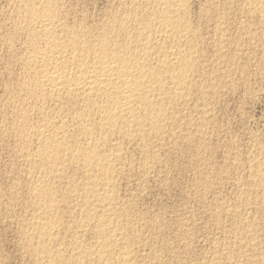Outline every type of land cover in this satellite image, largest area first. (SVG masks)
<instances>
[{"label": "bare ground", "instance_id": "obj_1", "mask_svg": "<svg viewBox=\"0 0 264 264\" xmlns=\"http://www.w3.org/2000/svg\"><path fill=\"white\" fill-rule=\"evenodd\" d=\"M12 1H13V5H12L13 8L10 12V16H9L10 18L8 19H10L11 24L9 25L10 26L12 25L11 27H13V29L8 25L9 23V20H8L7 25L10 27V30L12 29V32L10 33L9 31L10 33L9 34L7 31V34L9 35L7 38L5 37L6 39L3 42L4 43L3 45H5V48H7L6 52L8 54L7 55L8 58H6L5 61L7 63V66H10L9 59H11L12 61L13 59L18 60V62L20 63V65L18 63V68L20 66L21 71L20 73L18 72L19 74L14 73L15 75L9 71L8 75H10V77L13 75L11 80L10 81L8 80L9 83H6L7 81H5L3 87L0 86L2 89L4 88L5 93L3 91L2 93H4V95L6 94V98L3 99L2 97H0V146H5L4 144H6L7 142L9 143V141L6 142L5 139L6 137L8 139V137L11 136L14 142L12 143L11 141L12 145L8 144L7 147H9V150L13 153L11 154L12 155L15 154V156L18 158L17 161L19 162L23 161V164H24V166L19 170V172L23 173L24 175H27V179L28 177L32 179L35 178L34 183L32 182L33 186L30 185V187L31 186L32 187L28 188L30 189L29 190L30 199L26 201L25 200L26 197H25L24 200L26 201V203L25 201H23V203H25L24 205H26L24 207L25 208L27 207L32 212H29L31 213L30 214L31 217L28 218L29 220L28 219L27 221L25 220L26 221L24 222L25 225L24 227L22 226V230H23L22 231V241L19 240L20 241L19 246H20V243L23 244V246H20V248L24 250L23 252H26L27 256L25 255V257H27L28 260L30 257L32 264H134L135 259H138L137 258L138 255L136 256V258L134 256L137 253L133 256L134 253H133L132 248H133V245L137 243L136 242L137 237L135 239L133 236H137L136 234H138V237H139L140 233H138V230H135L136 227H133V225H135L134 224L135 221L139 220L141 217H144V216H141L140 218L136 217L137 220H135L136 219L135 218L133 219L134 221L130 219L131 222L133 223L129 222L128 219L132 217V214L129 211L130 202L128 203L129 206L121 203L122 201L124 202L126 198L120 195L119 197L125 198V200L124 199L122 200L121 198L118 197L116 193L117 191L116 189L120 188L119 186L116 188V182L119 181V179L117 181L116 178H120L119 176L121 175H119V173L122 174L121 173L122 171L128 173L130 170L128 171L127 168L128 166L129 168L131 167L129 164L130 162L133 161L132 159L129 162V160L127 159L126 153L124 151L125 150L124 147L125 145H128V147L129 145H134L140 148L139 150H142L141 153H143L142 155L144 157V160L142 159L143 158L142 155L138 157H142L141 160H143L142 162V168L144 167L143 169L149 168L148 166L151 164L153 165V163L155 162H156L155 164H157V162L161 160L160 156L162 155V153L160 155L159 150L162 146L165 148L166 146L164 145L165 144L169 145V142L171 144L173 143V146L174 145L177 146L178 144L177 142H176L177 144H174L176 139L180 137V135L177 136L178 134H176V129L178 128L177 125L179 122H181V121L178 122L180 116H178L179 112L177 111V107L179 105H182V106L187 105L188 107L189 102L187 103V101H189L188 99H190V97L200 96L207 89L210 90V92H212L213 94V90H214V89L212 90L210 89L212 88L210 87L211 85L208 87V85L211 83L206 82L208 85L205 83L207 85L205 86L203 82L205 81L204 79L206 78L207 73H205V70L203 69V66L201 64L203 62H200V58L203 57L202 55L204 54L203 53L204 50H202V48H204L205 45L202 44L203 45L202 48L199 46L200 42H202L200 41L198 43V40L200 38V37L198 38L199 33H200L199 30H202V29L197 28L196 27L197 25L194 26L192 24L193 22L191 23V21L189 20V18H192V14H193V13L192 14L190 13L191 11H189L191 17H188L190 16L188 14V7L191 6L192 4L189 5L188 3L190 1L188 2V0H122L120 9L117 13L111 14L107 17L105 16L106 18H104V20L102 21L100 20V22L96 21V22L91 23L88 21L89 17L87 18V15H85V13L87 12H85L84 14L83 12H81V16L80 15H79L80 17L78 16V12L76 11L77 9H75L78 7L77 6L78 2L76 5L73 0H12ZM111 1L113 2V0ZM117 1L119 2V0ZM222 1L223 0H221L220 2ZM225 2L226 1H224L223 3ZM80 3H79V6H80ZM239 3L241 4L242 11L246 14V16L245 15L244 16L246 18L248 16V18L255 19L258 24L256 25L257 27H259V31L257 30L258 32H256V30L253 29V31H255V33L252 32L253 34L249 33V31L247 30L248 34L252 35L251 37H253L254 35L256 39L257 37L261 38L263 40V47H264V0H239ZM73 4H75L77 7H75ZM204 4L206 3L204 2ZM220 4L222 6V3ZM226 5L227 4L224 5L225 6L224 9H226V7L229 6V5L227 6ZM210 6L207 5L208 8ZM230 6L233 7L234 5L230 4ZM235 7L236 5L234 6V8ZM237 7H240L239 4L237 5ZM78 8L81 9L82 5L81 7H78ZM204 8L205 7L203 6V9ZM236 8L235 10L239 9V8L238 9ZM9 9H11V7ZM110 9H107V10H110ZM215 9H214V14H212L213 15L212 18L217 17L216 18L217 20H215V22L219 20L218 24L220 25V27L219 26L218 28L216 27L217 31L216 30L215 31L218 33L217 36H219V38L221 37L224 38V36H226L224 34L228 31L227 27L229 26L232 20L230 19L231 21L229 22V18L227 17H230V15L226 17L227 13L225 14L219 8L222 11L221 12L222 15L225 14L224 17L223 16L220 17L218 15L220 14V11L218 10L219 13L217 14L216 13L217 10L215 11ZM82 10L85 11L86 8ZM238 11H235V12L238 14ZM102 12L103 14H105L104 11ZM239 12H241V10ZM200 14H202L203 16V13H200ZM241 14L243 13L241 12ZM91 16H92V12H91ZM205 16L206 15H204L203 17ZM7 17H6V20H7ZM197 17H198V14H197ZM199 18H200V15H199ZM91 19L93 21V18ZM214 19L215 18H213L212 21ZM202 21L206 22V20H202ZM239 21L241 22L242 20H239ZM215 22L214 23L212 22V23L216 25ZM204 24L205 23L202 22V26ZM240 25L243 26V23H240ZM211 26H208V27L210 28ZM236 27H238L237 28L238 30L240 29L239 26H236ZM246 28L248 27L246 26ZM246 28H242V29L244 30ZM213 29H215V27H213ZM234 29H236L235 26H234ZM242 29L241 31H243ZM211 35L213 34L211 33ZM211 35L209 37H212ZM233 36H236V35L233 34L232 37ZM240 36L241 35H239V38ZM247 36L248 35H246V38ZM206 37H203V38L205 39ZM230 37H231V33L229 36H227V38L230 39ZM246 38H245V42H246ZM1 39H2V36H1ZM212 42L210 43L212 44ZM214 42L216 43V41ZM247 42H248V39H247ZM252 42H254V40ZM232 43L231 45L233 46ZM220 44H219V47L223 45V44L221 45ZM229 45L227 44V46ZM234 45H237V44H234ZM209 46L211 47L212 45H209ZM217 46H218V43H217ZM231 47H229L228 49H230ZM212 48L214 47H211V50H213ZM222 48H224V46ZM236 48L237 47H235V49L233 48V50H236ZM217 49H220V48H217ZM256 49H258V47ZM4 51L5 50H3V52ZM214 52H212V54H214ZM218 52H220V50ZM226 52L232 53V51H229V50H226ZM206 53L207 52H205V55ZM236 53L237 52H235V54ZM217 55L219 56V54ZM213 56H215V54ZM221 58L222 56L219 59ZM221 60H217V61L220 62ZM260 60L263 61L262 56ZM232 62H235V59ZM15 63L12 65H15ZM258 63L260 65L259 60H258ZM12 65H11L12 67L11 69H14L15 66L13 68ZM222 65L224 64L222 63ZM261 65L264 66V63L262 62ZM233 67H237V66H233ZM245 68L247 69V67ZM5 69H6V66H5ZM11 69H8V70H11ZM241 69H243V66ZM8 70L6 72H8ZM16 70H20V69H16ZM210 73L211 72H209L208 74ZM217 74L215 73V75ZM1 75H4V74H1ZM211 75L209 76L211 77ZM208 78H206V80ZM212 80L214 79L212 78ZM224 80H226V78ZM230 81H232V79H230ZM217 82L218 81H216V83ZM216 86L219 87V85H216ZM203 97L208 99L207 94H206V97L205 96ZM211 97L212 96H210L209 98ZM194 98H197V97H194ZM190 101L191 103L193 102L191 99ZM207 104L208 103H206V105ZM202 105L206 107L205 104L202 103ZM4 107L6 109L7 108L9 109L11 107L12 113L10 114L3 113ZM199 107H197L198 112L203 111V110L206 111L204 107H202L203 110L201 109L199 110ZM209 107H207V109ZM183 110H184V107H183ZM188 110H184V111H188ZM190 110H191V107H190ZM188 113L190 112L188 111ZM192 114L190 115L191 117H192ZM208 114L210 115V113ZM198 115L199 114H197V116ZM182 117L184 118V115H182ZM191 117L189 119H194L196 117V114H195V117L193 118ZM204 122L205 120H202V122L198 123V126H197L198 129L196 128L198 132H200L199 130H202V128L205 127ZM206 122H208L207 125H209V121L207 120ZM190 123L191 122H189L188 124ZM188 124H186V127H190L188 126ZM193 124L195 123L193 122ZM187 131L185 132L187 133ZM205 132L206 133L203 135H207L206 130ZM193 133L195 134V132ZM187 135L186 136L184 135V136L188 140L189 137H187ZM192 136L194 135L193 134L191 135V139H193ZM201 137H202V131H201L200 138ZM205 137L206 136H204V138ZM182 138L177 139V140H179L180 142ZM205 140H203V142ZM181 144L182 143H179L178 145H181ZM188 145L189 144L187 143V146ZM195 145H197L198 147L200 143H197ZM173 146L171 148H173ZM164 148H162L163 151H164ZM0 149H3V148L0 147ZM193 149H195V147ZM261 149H260L261 153L264 155V149L263 148ZM4 150H5V147L2 150V152H4ZM139 150L137 149L136 152L138 153ZM182 150H181V154L184 153V151L182 152ZM198 150H196V152ZM194 151L195 150H193V152ZM132 152H131V156H132ZM199 152L201 153V150ZM259 152L260 151H258L257 153ZM12 155H11V158H12ZM165 155H167V153ZM9 157H10V154H9ZM162 158H165V157H162ZM199 158L200 157H198V159ZM263 158L264 157H262V159ZM14 160L16 159H13L12 161ZM252 161L254 162L253 168L255 169L254 174L252 173L254 177L253 179L256 178L255 184H257V186L259 185L260 187H262L264 186V174L263 173L261 174L262 172L261 168L264 167L263 166L264 161L262 162L261 160V163H263L262 164L263 167L261 168H260L261 165L258 159H257L258 162L255 159ZM138 162H140V159ZM232 163H233V160L231 164ZM13 166L11 167L9 165V168L10 167L13 168ZM139 167L137 169L141 171L140 170L141 167L140 168ZM124 168H126L127 171H125ZM150 168L153 169L152 166ZM73 171H75V173L78 172L81 174L82 177L80 178H83L81 179L82 181L78 179L76 180L74 178V175H76L77 173L75 174ZM145 171L147 170H144V173H146ZM0 172L2 173L1 170ZM3 172H5V170ZM71 172L74 173V175L70 174ZM142 172L143 171H141V173ZM147 173L145 174V176L147 175ZM23 174L21 175L23 176ZM77 177L78 176L76 175V178ZM123 178L126 179L125 177ZM121 179H122V176H121ZM27 185L29 186V183H27ZM17 186H20V185L18 184ZM14 188H17V187L15 186ZM255 189H257V187ZM0 190L2 192L4 189L2 190L0 188ZM4 192L6 191L4 190ZM19 192L17 191V194L15 195H19ZM261 192H263V190H261ZM14 193H15V190H14ZM257 193L255 190V194ZM131 194H134V193H131ZM247 194L249 193H246V198L248 197ZM3 196H6V195H3ZM25 196H26V193H25ZM8 197L10 198V195L6 197L7 200H10L11 198L9 199ZM16 197L21 198L19 196H16ZM260 197H263V196L260 195ZM119 199L122 201H120ZM13 200L15 203V199ZM16 200L19 201L18 199ZM127 200H130V199H127ZM261 201L259 202L261 203ZM10 202L11 200L9 201V203ZM126 202L127 201H125V203ZM132 202H131V205H132ZM0 203H2V201ZM9 203L7 202V204ZM23 203H22V206H23ZM4 206L5 205H3V207ZM20 206H21V203L18 207L20 208ZM134 209L135 207L132 210L134 211ZM15 210L16 208L14 209V211ZM27 210L24 209L23 211H27ZM261 210H258V211H261ZM137 211H140V210H137ZM3 212L4 211L2 210V213ZM11 212L13 213V211ZM15 213L17 214L16 211ZM141 213L143 214L144 212H141ZM134 214L137 215L136 213ZM4 215L5 214H3L2 216ZM122 217H123V221L121 220ZM126 217L128 219H125ZM11 218L12 217L8 218L7 220L6 218L5 219L3 218L4 219L3 221L4 222L5 220L9 221V219ZM152 219L153 218H151V220ZM4 222L2 223L0 222V223L3 224ZM18 223L21 224L20 222ZM140 223H137V224H139L140 226ZM251 223L250 224L248 223L249 225L246 226L247 224L246 222L245 224L246 229H249L248 227H253ZM255 223L254 225H256ZM153 224L155 223L153 222ZM21 225H19V228ZM241 225H243V223ZM245 226L243 227L245 228ZM256 227L254 226V228ZM127 228L130 230L131 233L129 232L127 233L128 231ZM244 228L242 229L245 230ZM141 230L142 231L140 232L142 233L144 230L143 229ZM247 231L248 230H246V233ZM19 232L21 234V231ZM85 235H88L89 237H91L93 242L90 243L91 242L90 240H88V242L90 241L89 243L84 241ZM134 239H135V242H134ZM231 262L233 263V261ZM243 263H247V262H243ZM28 264L30 263L28 262Z\"/></svg>", "mask_w": 264, "mask_h": 264}, {"label": "rangeland", "instance_id": "obj_2", "mask_svg": "<svg viewBox=\"0 0 264 264\" xmlns=\"http://www.w3.org/2000/svg\"><path fill=\"white\" fill-rule=\"evenodd\" d=\"M73 1L76 5L78 2V5H77L78 7H81V5H82V8L80 9L75 4H73L75 7H77L75 9H77L76 11L78 12V16L79 15L81 16V12H83V14L85 12H87V13H85V15H87V18L88 17L90 19L93 18V21H92V19L90 21V19L88 18V21L91 23L96 22V21L100 22V20L101 21L104 20V18H106L107 16L117 13L120 9L121 2H122V0H119V2L117 0H113V2L111 0H86V1L85 0H83V1L82 0H79V1L73 0ZM80 1H81V3H80ZM206 1L207 0H188V2H189L188 4L189 5L192 4L191 6L188 5L189 6L188 7V14L190 15V13L191 14L193 13L192 18H189V20L191 21V23L193 22L192 24L194 26L197 25L196 26L197 28L202 29V30H199L200 33H199L198 38L199 37L200 38L198 40V43L200 41H202V42H200L199 46L201 48L203 45H205V46H204V48H202V50H204V52H203L204 54L202 55L204 58L203 57L200 58V62H203L201 64L203 66V69L205 70V73L208 74L209 72H211L208 75L206 74V78L209 77L208 79L210 81L208 79L206 80V78H205L204 79L205 81H203V82H204V84L206 82L211 83L209 85L207 83L206 84L208 85V87L211 85L210 86V87H212V88H210L211 90L214 89L213 94H212V92H210V90L207 89L203 93L204 95L202 94L200 96L190 97V99L193 102L191 103L190 99H188L189 100V101H187V103L189 102L188 107H187V105H185V106L179 105L177 107V111L179 112L178 116H180L178 122L181 121L178 123V125H177L178 128L176 129V134H178L177 136L180 135V137L177 139H180L184 135L186 136L189 133L187 135V137H189L188 138L189 141L191 140L190 143L186 139V137L184 136L182 139L184 141L186 140L187 142L186 141L184 142L182 139H181L182 141L180 140V142L177 139L174 142V144L182 143L181 145L177 144V146L176 145L173 146V143L171 144L170 142H169V145L165 144L164 146H166V147L164 148L162 146L159 150L160 155L162 153V155L160 156L161 160L159 162H157V164H155L156 162L153 163L154 166L152 164L149 165L148 166L149 168H147V169L146 168L143 169L144 167L142 168V162L144 160V157L142 155L143 153H141L142 150H139L140 148H138L134 145H129V147H128V145H125V147H124V149H125L124 151L126 153V157L129 160V162L133 159V161L130 162V164H129L131 167L129 168V166H128L127 169H128V171L129 170L131 171L134 168L135 169L132 170L131 172L129 171L130 173L128 172L130 175L124 171L121 172L122 174L119 173V175L122 176V179H121V176H119L120 178H116L117 181L119 179V181H118L119 183L116 182V188L119 186L121 189L117 188L116 190L118 192L116 191V193H117L118 197L121 195L122 197L126 198V200H125V198L119 197L122 200L124 199L125 201H127L126 202L127 204H126L125 201L123 202L122 200L119 199L120 201H122L121 203L128 205V206L130 204V206H129L130 209L131 208L133 209L135 207V209H134L135 212L132 209L131 210L129 209V211L132 214V217H130L129 219L126 217L125 219H128L129 222H131V220L134 221L133 219H135L136 217L140 218L141 216H144V217H141L140 219L138 218L139 220H137V218H136L135 220H137V221H135L136 223L134 222L135 225L131 224V225H133V227H136L135 230H138V233H140L139 237H138V234H136L137 236H133L135 239L137 237V239H136L137 243H135L133 245V248H132L133 253H134L133 256L137 253L134 256L136 258V256L138 255L137 256L138 259H135L134 264L136 261L139 262V263L136 262V264H218V263L219 264L220 263L221 264H229V263L230 264H238V262H239V264H248V263L249 264L250 263L251 264L252 263L253 264H261V263L264 264V221H263L264 220V209H263L264 208V206H263L264 205V200H263L264 199V186L260 187L259 185L257 186V184H255L256 178L253 179L254 178L253 174H254L255 169L253 168L254 162L252 161L254 159L257 161V159H258L259 163L261 165L260 168L264 166V164H263L264 158L262 159V157H264V155L261 153V150H262L261 148L264 149V146H263L264 145V66L261 65L262 62L264 63L263 40L261 38H258V37L256 39V37L254 35H253V37H251L252 35L248 34L247 30L249 31V33H252V32L255 33V31H253V29L256 30V32H258L259 27H257L258 24H257L255 19L248 18V16H247V18L245 17L246 14L242 11L241 4L239 3V0H228V1L223 0L222 2H220L221 0H214V1L208 0L207 1L208 3ZM224 1H226V2L223 3ZM204 2L208 6H210V4H211V6L208 8L207 5L204 4ZM79 3H80V6H79ZM213 3L216 6L219 4L218 5L219 7L218 6L216 7ZM216 3H218V4H216ZM220 3H222V6ZM228 3H230L231 5H234V6L236 5V7L239 4L240 7H237V8L235 7V8L236 9L239 8L243 14H241V12H239L240 11L239 9H238L239 11L235 10L234 6L232 7ZM223 4L229 5V6L226 5L227 6L226 9H228V10L224 9L225 6ZM7 5H9V6H7ZM12 5H13L12 0H0V16H1L0 17V22H1L0 23V35L2 36V39L0 36V58H1L0 59V69L1 68L3 69V67L5 69V66H6L7 70L11 69L12 68L11 65L16 62L15 65H12L13 68L15 66L14 69L8 70V72H6L7 71L6 69L0 70V86L1 87H3L5 81H7L6 83H9V81L11 80L13 75L10 77V75H8L9 71L12 74H14V73L17 74L18 72L20 73V71H21V67L19 66V68H18V63H19L18 60L13 59V61H12L11 59H9L10 60V62H9L10 66H7V63L5 61L6 58H8V56H7L8 54L6 52L7 48H5V45H3L4 44L3 42L8 37V35L12 32V29H13V27H11L12 25L11 26L9 25V24H11V22H10V19H8V18H10L9 17L10 12L13 8ZM118 5H119V7H118ZM203 6L205 7L204 8L205 10L203 9ZM10 7H11V9H9ZM87 7H89V8H87ZM212 7L216 8V9L215 8L214 9H215V11L217 10L216 11L217 14L219 13L218 10L220 11V14H218L220 17H222V16L224 17L226 13H227L226 17L229 15H230V17H232V18L227 17V18H229V22L231 20L233 22L231 21V23L227 27L228 31L224 34V35H226V36H224V38L223 37L219 38V36H217L218 33L216 32L217 31L216 27L218 28V26L220 27V25L218 24L219 20L215 22V20H217L216 19L217 17H213L215 19L212 21V19H213L212 14H214V9ZM85 8H86L85 11L82 10ZM105 8H107V9L111 8V9L107 10ZM219 8L225 14L222 15V13H221L222 11ZM78 9H80L81 11ZM103 9H105L106 11ZM102 11H104L105 14H103ZM108 11L109 12L111 11V12L109 13ZM113 11H114V13H113ZM189 11H191V12L189 13ZM199 11H200V13H203V16L204 15H206L205 17L209 16V17H207L208 19L203 17L202 14L199 13ZM229 11H230V13H229ZM235 11H238V14ZM91 12H92V16H91ZM93 13H94V15H93ZM208 13H210L211 15ZM231 13H232V15H231ZM197 14H198V17H197ZM240 14L242 16H244V15L245 16L242 17ZM199 15H200V18L202 16V18H201L202 20H206V22L207 21L208 22L206 23L205 21H202L199 18ZM6 17H7V20H6ZM188 17H191V15ZM203 18H205V19H203ZM8 20H9V23H8ZM239 20H242V21L240 22ZM202 22L205 23L204 24L205 26L204 25L202 26ZM212 22L213 23L215 22V24L217 26L214 25ZM234 22H235V24H234ZM245 22H246V24H245ZM7 23L12 28L11 30H10V27L7 25ZM240 23H243V26L240 25ZM211 24H212V26H211ZM237 24H239V25H237ZM245 25L248 28H246ZM208 26H211V27L209 28ZM234 26L236 29H234ZM236 26H239L240 29L238 30L237 29L238 27H236ZM240 26H242V27H240ZM200 27H202V28H200ZM213 27H215V29H213ZM229 28L230 29L232 28L234 30H232V29L230 30ZM242 28H246V29L243 30ZM6 29H8V30H6ZM207 29H208V31H207ZM210 29H212V30H210ZM241 29L244 32L241 31ZM236 30L239 32V34ZM7 31H8V33L10 31V33L7 34ZM212 31L213 32L215 31V32L213 33ZM207 32L209 35L207 34ZM211 33L213 35H211ZM230 33H231V37L233 34L236 35V36H233L232 38L230 37L231 40L228 39L229 37L227 38V36H229ZM2 34L3 35L5 34L4 37ZM244 34L248 35L247 38H246V35H244ZM210 35L214 38L209 37ZM237 35H238V37H237ZM239 35H241L240 38H239ZM206 36H208L210 38V40ZM244 36L246 38V42H245ZM203 37H206L207 40H206V38L204 39ZM215 37H216V39H215ZM241 37H242V39H241ZM238 38H239V40H238ZM235 39H237V40H235ZM247 39H248V42H247ZM253 40H254V42H252ZM214 41H216V43ZM234 41H236V42H234ZM210 42H212V44ZM232 42H234V43H232ZM249 42H250V44H249ZM255 42H257V43L259 42V43L257 44ZM207 43H208V45H207ZM217 43H218V46H217ZM220 43L223 45L219 47ZM231 43L233 44V46L231 45ZM1 44L3 45V47L5 49L2 47ZM215 44H216V46H215ZM227 44L228 45L230 44V45L227 46ZM234 44H237V45H234ZM240 44H242V45H240ZM256 44H257V46H256ZM209 45H212L211 47H214V48L217 47L220 49L215 48V50H214V48H212L213 50H211V47ZM207 46L209 47V49ZM223 46H224V48L226 46L225 49L232 51V53L226 52V50L224 48H222ZM231 46L234 49H235V47H237L236 50H233V48ZM229 47H231V48L228 49ZM257 47H258V49H256ZM3 50H5V51L3 52ZM219 50L221 53L218 52ZM245 50H246V52H245ZM205 52H207L206 55H205ZM212 52H214L215 56H213L214 54H212ZM235 52H237V53L235 54ZM223 53H225V54H223ZM243 53H245V54H243ZM217 54H219V56ZM226 54H227V56H226ZM260 55L262 56L263 61L260 60L261 59ZM207 56H208V58H207ZM221 56H222V58H221L222 60L219 59ZM225 56H226V58H225ZM237 56H239V57H237ZM213 57H215V58H213ZM209 58H210V60H209ZM204 59H205V61H204ZM234 59H235V62H237V61L238 62L237 63L232 62ZM2 60H3V62H2ZM201 60H203V61H201ZM217 60H221V61L219 62ZM258 60L260 62V65L258 63ZM208 61H209V63H208ZM214 61H215V63H214ZM216 61H217V63H216ZM4 62L6 63V65ZM231 62H232V64H231ZM222 63L224 65H222ZM19 65H20V63H19ZM233 66H237V67H233ZM242 66H243V69L245 67H247V69L246 68H245L246 70L241 69ZM225 67H226V69H225ZM16 69H20V70H16ZM220 69H221V71H220ZM238 69H239V71H238ZM221 72H222V74H221ZM240 72H241V74H240ZM215 73L216 74L218 73L217 74L218 76L215 75ZM1 74H4V75H1ZM209 75H211V77ZM220 76L222 77L223 80L221 79ZM212 78L214 80H212ZM225 78H226V80H224ZM3 79H4V81H3ZM230 79H232V81H230ZM216 81H218V82L216 83ZM206 84H205V86H207ZM216 85H219L220 88ZM1 87H0V92L2 93V91L4 92V88L2 89ZM217 88H219L220 90ZM1 93H0V95H1L0 97H2L3 99L6 98V94L4 95L5 92L2 94ZM218 93H219V95H218ZM206 94H207L208 99L203 97V96L206 97ZM217 95L219 96V98ZM210 96H212L211 97L212 99L209 98ZM194 97H197V98H194ZM209 99H211V100H209ZM194 101H195V103H194ZM199 101H201L203 104H205L206 107H204L202 105V103ZM211 101H213V102H211ZM206 103H208L207 104L208 106L206 105ZM209 103H210V105H209ZM213 103H215V104H213ZM192 104H193V106H192ZM211 104L213 105V107ZM194 105H196V106H194ZM183 107H184V110L189 109L188 111L191 114L194 113V114H192V117L190 116L191 114L188 113V111L183 110ZM190 107H191V110H190ZM195 107L196 108L199 107V110L200 109L203 110L202 107H204V109H206V111L203 110L204 112L203 111L198 112V108L196 110ZM207 107H209V108L207 109ZM209 109H210V111H209ZM196 112H198V113H196ZM202 112H203V114H202ZM206 112H207V114H206ZM211 112H213V113H211ZM3 113H7V114L12 113L11 107L9 109L8 108L6 109L4 107ZM184 113H186V114H184ZM208 113H210V115ZM195 114H196V117H195ZM197 114H199L200 116L199 115L197 116ZM201 114H202V116H201ZM182 115H184V118L182 117ZM187 115H188V117H187ZM190 117L191 118L195 117V118L189 119ZM197 118L200 120H198ZM195 120L197 123L195 122ZM202 120H205V122H204L205 127L202 128V130H199L200 132H198L197 126H198L199 122H202ZM207 120L209 121V125H207L208 124V122H206ZM189 122H191V123L188 124ZM193 122L195 124H193ZM181 124L184 126H182ZM186 124H188V126H190V127H186ZM207 126H208V128H207ZM188 128H190V129L192 128V129L190 130ZM187 129H188V131H187ZM207 129L208 130L210 129V130L208 131ZM205 130L207 131L208 136L203 135L206 133ZM185 131H187V133ZM201 131H202V137L200 138ZM210 131H212V132H210ZM193 132H195V134ZM183 133H184V135H183ZM190 133H191V135L192 134L194 135V136H192L193 139H191ZM204 136H206V137L204 138ZM194 137H195V139H194ZM196 137L199 139H197ZM208 138H209V140H208ZM8 139H10V140H8ZM8 139L6 137L5 141L6 142L9 141V143L7 142L6 144H4L5 146H0L3 149L5 147L4 152L6 153L5 154L4 152H2L3 149H0L1 150L0 151L1 152L0 153V163H1L0 164V170L2 171V173L0 172V186H1L0 188L2 190L4 189L6 191V192H4V190H3L1 192V190H0V194L2 195V196L0 195L1 196L0 202L2 201V203H0V207L1 206L3 207V205H5L3 208L2 207L0 208L1 213H2V210L4 211L2 214L0 213L1 214L0 222L1 223L4 222L3 220L5 218H6V220L10 217H12V218L9 219V221H11V222L5 220V222H4L5 224L0 223V226H1L0 227V230H1L0 231V264H28V262L30 264H32L30 257L28 256L29 260H30L29 261L28 258L25 257V255L27 256L26 252H23L24 250H22L20 248V246H23V244L20 243V246H19V242H20L19 240L22 241V231H23L22 226L24 227V225H25L24 222H26L27 219L31 217V215H30L31 213H29V212H32V211L30 209H28L27 207L25 208L24 206H26V205H24V204L26 203V201H28V199H30V193H29L30 189H28V188H31L33 186L32 182L34 183L35 178L32 179V178L28 177V179H27V175H24L23 173L19 172V170L24 166V164H23V161H20V162L17 161L18 158L15 156V154L12 155L13 153L9 150V147H7V146H8V144L12 145V143L14 141H13V138L11 136L8 137ZM196 139L199 140L200 142L197 141ZM192 140L193 141L195 140V141L193 142ZM203 140H205V141L203 142ZM11 141H12V143H11ZM196 142L200 143L201 146L198 145V147H197V145H195V144H197ZM187 143L189 144L188 145L189 147L187 146ZM193 143H195V144H193ZM190 144H191V146L193 145L195 147V149H193L194 148L193 146L191 148ZM172 146H173V148H171ZM180 146H181V148H180ZM174 147H175V149H174ZM7 148H8V150H7ZM136 148L139 150V152H138L139 154L136 152L137 151ZM162 148H164V151L167 153V155H165L166 153L162 150ZM178 148H179V150H178ZM182 148H183V150H182ZM170 149H172V150H170ZM187 149H189V150H187ZM256 149H258V150H256ZM161 150H162V152H161ZM181 150H182V152L184 151V153L181 154ZM193 150H195V151L193 152ZM196 150H198L197 152H199L201 150V153L200 152L197 153ZM8 151H10V152H8ZM173 151H174V153H173ZM256 151L257 152L260 151V152L257 153ZM128 152L130 153V155ZM131 152H132V156H131ZM169 152H171V153H169ZM8 153L10 154V157H9ZM136 154H137V156H136ZM11 155H12V158H11ZM140 155H142L143 158L138 157ZM14 156H15V158H14ZM162 157H165V158H162ZM198 157H200V158L198 159ZM141 158L143 160H141ZM11 159L12 160L16 159V160L12 161ZM139 159H140V162H138ZM232 160H233L234 164L233 163L231 164ZM261 160L263 163H261ZM14 162H16V163H14ZM134 162H135V164H134ZM262 164H263V166H262ZM9 165L11 167L13 165L14 166H13V168H11V167L9 168ZM137 165H139V166L141 165L140 170L143 171L142 173H141V171H139L137 169L139 167ZM151 166L153 169L150 168ZM16 167L17 168L19 167V168L17 169ZM263 168H261V170H262L261 174L262 173L264 174ZM4 170H5V172H3ZM124 170L127 171L126 168H124ZM144 170H147V171H145L146 173L148 172L146 176H145L146 173H144ZM15 171H16V173H15ZM73 172L75 173V171H73ZM123 172L125 175L127 174L126 175L127 177L123 174ZM12 173H14V174H12ZM74 173L71 172L70 174L74 175ZM76 173L75 174L78 177L76 178V175H74V178L76 180L78 179V180L82 181L81 179H83V178H80V177H82L81 174L78 172H76ZM248 173L250 174V176ZM15 174L17 176H19L20 179ZM21 174H23V176ZM205 175H206V177H205ZM9 176H10V178H9ZM13 177H15V178H13ZM123 177H125L126 179H124ZM234 177H236V178H234ZM120 179H121V181H120ZM20 180H21V182H20ZM16 182H18V183H16ZM22 182H23V184H22ZM250 182H252V183H250ZM14 183H16V184H14ZM25 183H26V185H25ZM27 183H29V186L27 185ZM18 184L20 186H17ZM144 184H146V185H144ZM30 185H32V186L30 187ZM15 186L17 188H14ZM256 187H257V189H255ZM25 188L28 190V192ZM6 189L8 190V192L10 190V192L8 193ZM22 189H24V190H22ZM14 190H15V193H14ZM21 190H22V192L23 191L24 192L22 193ZM255 190H256V193L257 192H259V193L255 194ZM261 190H263V192H261ZM17 191L18 192L20 191L19 195H15V194H17ZM137 191H138V193H137ZM238 191H239V193H238ZM243 192L245 193V195ZM4 193H6V194H4ZM25 193H26V196H25ZM131 193H134V194H131ZM246 193H249V194H247L248 199L246 198ZM3 195H6V196H3ZM9 195L11 198L10 199L8 197L11 200L10 203H9L10 200H7V198H6ZM260 195H262L263 197H260ZM16 196H19L22 199L18 198ZM255 196H257V197H255ZM258 196L261 199L263 198L262 199L263 203H262L261 199L258 198ZM251 197L254 199H252ZM24 198L26 201L24 200ZM13 199H15L16 204L14 203ZM16 199H18L20 201V203H21L20 208L21 209L18 207L20 205V203ZM127 199H130L131 201L127 200ZM250 199H252V200H250ZM12 201H13V203H12ZM23 201H25V203H23ZM259 201H261V203ZM7 202L10 205L12 204L11 205L12 207L9 204H7ZM131 202H132V205H131ZM18 203H19V205H18ZM22 203H23V206H22ZM13 205H15V206H13ZM13 207H14V209L16 208L15 211L17 212V214L15 213ZM22 207H23V209H22ZM232 207H234L235 209ZM19 209H20V211H19ZM24 209L25 210L28 209V210L23 211ZM136 209L140 210L141 212H144V213L142 214L140 211H137ZM8 210H9L10 214H9ZM215 210H217V211H215ZM244 210H245V212H244ZM258 210H261V211H258ZM11 211H13V213ZM19 212H21V213H19ZM22 212H23V214H22ZM24 212H26V213H24ZM218 212H220V213H218ZM11 213L14 215H12ZM134 213H136L137 215H135ZM3 214H5L4 215L5 217L2 216ZM8 214L10 217L8 216ZM243 216H244V218H243ZM151 218H153V219L151 220ZM141 219H143V220H141ZM121 220L123 221V217L121 218ZM147 220L149 222L152 221V222H150L151 225ZM17 221L20 222L22 225L19 224ZM153 222L155 224H153ZM246 222H247V224H246ZM251 222H253V223H251ZM131 223H133V222H131ZM137 223H140L141 227ZM242 223H243V225H241ZM248 223L249 224L251 223L253 225V227H248L249 229H246V226L249 225ZM254 223L256 225H254ZM136 224H137V226H136ZM161 224H162V226H161ZM245 224H246V226H245ZM257 224H258V226H257ZM19 225H21L20 228H19ZM146 225L147 226L149 225L148 226L149 228ZM239 225H241V226H239ZM243 226H245V228ZM254 226L255 227L257 226V227L254 228ZM140 228L144 230L142 233L140 232V231H142ZM242 228H244L245 230H243ZM18 229H20V230H18ZM127 230H125V231H127V233L128 232L131 233L128 228H127ZM246 230H248L247 233H246ZM19 231H21V234ZM19 235H21V236H19ZM161 235H163V236H161ZM140 236H141V238H140ZM84 237H85L84 241L88 242V240H90L91 241V242L89 241L90 243L93 242L92 238L89 237L88 235H85ZM86 238H87V240H86ZM135 239H134V242H135ZM244 239H245V241H244ZM144 241H145V243H144ZM138 246H139V248H138ZM134 247H135V249H134ZM147 248H149V249H147ZM237 248L239 249V251ZM250 248H252V249H250ZM236 252L237 253L239 252V253L237 254ZM231 261H233V263ZM236 261H237V263H236ZM243 262H247V263H243Z\"/></svg>", "mask_w": 264, "mask_h": 264}]
</instances>
